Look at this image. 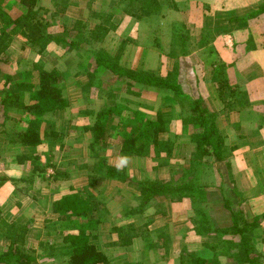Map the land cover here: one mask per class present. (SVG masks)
<instances>
[{
	"label": "crops",
	"instance_id": "0c3cea01",
	"mask_svg": "<svg viewBox=\"0 0 264 264\" xmlns=\"http://www.w3.org/2000/svg\"><path fill=\"white\" fill-rule=\"evenodd\" d=\"M153 3L160 6L159 22L166 33L154 39L157 43L154 45L161 48L158 57L163 65L145 69L163 72V75H169L174 69H178L180 74L183 72L184 76L177 81L185 98L188 95L191 99H200L216 114L217 128L226 137L228 156L222 161L212 162L210 173L200 178V185L206 192L211 190L218 194L214 199H208V191L203 198L209 223L195 225L198 202L190 198L181 201L167 199L163 208L155 210V215L148 216L145 223L137 220L147 216L151 208L143 215L130 214L131 217H127L124 211L128 205L133 206L130 201L131 204L127 202L120 207L122 218L119 220L128 221L119 228L105 219L95 232L96 243L111 264H182V255L203 256L206 251L216 256L218 264H264V13L252 16L264 0H156ZM149 12L151 15L146 20L156 19L159 15ZM174 25L187 30L182 34L186 43H175L183 48L182 54L181 48L171 52L175 42ZM9 88L19 92L16 85L12 87L10 84ZM65 95L70 105L60 112L47 113L44 118H60L62 126L70 129L73 102ZM180 98H165L162 103L170 111L177 107L174 103L190 104L188 100L180 102ZM25 104H33L30 95L26 94ZM184 110L186 119L191 113L189 106ZM25 116L23 112H10L5 117L6 122L0 123V221H15L30 227L26 248L35 250L37 259L33 264H68L65 259L69 256L64 257L63 254L70 249L62 245V238L68 231L58 222L53 205L74 192L73 187L67 192L59 185L71 182L75 185V173L66 175L60 183L50 174L52 167L48 163L57 152L54 151L59 141L57 133L51 134L53 141L42 134L43 141L39 146L18 140L22 131H17L16 126L27 119ZM6 124L11 126L9 130H6ZM184 124L183 132L191 136L195 128L187 119ZM23 156L31 159L20 162ZM108 165L122 169L121 163L109 162ZM215 167H220V170ZM42 168L47 169L42 171ZM81 182L82 186L77 190H87L86 180L83 178ZM54 184L57 187L52 189ZM125 195L123 193L116 199ZM130 195L137 202L140 191ZM107 196L104 194L99 198L104 208V213H101L105 216L111 213L110 208L107 210ZM229 199L232 208L227 203ZM237 200L238 204L241 203L238 209L234 202ZM237 211L248 223L260 219L254 227H247V232L252 234L249 254L236 245L240 242V236L235 234L233 227ZM157 218L163 221L160 227L154 226ZM128 226L141 235H128ZM123 228L124 234L118 232ZM9 244L0 228V252L5 251ZM51 247L61 250L62 256L48 255Z\"/></svg>",
	"mask_w": 264,
	"mask_h": 264
},
{
	"label": "trees",
	"instance_id": "16d2710c",
	"mask_svg": "<svg viewBox=\"0 0 264 264\" xmlns=\"http://www.w3.org/2000/svg\"><path fill=\"white\" fill-rule=\"evenodd\" d=\"M154 1L156 0H120V4L126 2L130 11L126 9L124 12L132 13L133 16L140 9L141 11L144 10L145 12L143 13L145 14H138L141 18L142 16H149L150 12L148 9L158 13L160 6L157 3L152 4ZM18 2L23 6L24 11L14 18L8 12V8H10L9 0H0V61L8 55L17 35H22L27 40L28 46L34 49L38 48L39 52L46 50L52 43L78 46L76 42L68 39L66 34L55 36L46 31L45 23L37 17V0H18ZM263 13L264 4L252 16ZM113 28H115L114 24L109 29H104V33H100L101 35L99 36L98 33L101 31V26H96L94 30L90 31V35L100 42ZM80 29L78 33L76 32L77 34L74 33V36L80 35ZM180 32L181 30L178 29V26L177 28L175 27V39L183 45L186 43V40H184L186 38L185 36L183 37V32ZM23 48H26V46ZM94 55L93 63L96 69L93 73H89L88 76L93 78L97 73L104 72L109 76L111 82L124 83L127 80H132L136 84L149 89L153 88L163 92L165 90L170 94L167 98H171V100L178 97H181L180 102L188 100L190 104L185 105L183 103V105L189 106L191 112L190 116H187V122L191 123L195 128L190 137L191 141L195 143L198 155L193 157L185 166L181 178L177 181H166L165 179L156 178L154 180L146 179L136 182L135 184L140 185L141 188L140 196L137 200L138 204L136 206L128 205L124 211V213H127L126 216L131 217L132 214L143 215L152 207L153 201L162 198L172 201L190 198L198 202L197 216L194 219L195 225L204 226L209 223L202 204L207 192L205 191V187L200 185V178L208 172L205 169L210 168V166L208 162L204 164V161L200 157L202 156L203 158L210 155L214 160L222 161L228 156L225 149L226 137L217 128L216 114L211 112L209 107L200 99H191L188 95L185 98L186 96L176 79L177 76L174 79H170V76L159 77L144 72L137 74L133 71H128L116 62L109 52L103 49ZM61 76L62 74L55 68L51 70L44 69L34 79L28 77L27 79L14 81L12 76L0 70L1 114L6 117L10 112H23V114L27 113L30 117L31 115H35L40 118L29 120L27 126L22 129L19 135L16 132L18 140L30 146H39L43 141L41 139L42 134H44V138L51 141L54 140L53 136H51L54 132L46 130L43 133L41 126L44 121L47 122L44 118L45 114L60 112L70 105V101L65 95V90L60 84ZM10 84H15L19 88V92H13L8 87ZM26 89L30 91V100L33 102L31 106L25 104ZM161 110L157 112L155 118L143 117L139 111H129V115L124 117L125 109L112 106L100 111L96 116L95 123L85 127V130L92 133L93 148L99 145L103 150H107L110 147V139L113 136V132L117 131V134L122 139V156H144L153 152V158H159L163 155L169 157L174 151L175 134L171 130L169 120L165 118ZM11 132L14 133V130ZM57 139L60 142L62 141V137ZM60 146H63L62 142ZM28 158L31 159V157L26 156L20 157V162L28 160ZM48 165L54 170L53 178L55 177V181L60 183L63 178H66L65 174L60 173L58 164H52V160H50ZM46 169L42 168L41 170L44 171ZM36 170L39 169L36 168ZM96 171L101 172V174H104L110 180L118 181L121 184L127 182L133 184L131 181H128L129 177L124 174V171L108 165L105 160L98 163ZM96 179L90 183V186L96 185ZM86 191L80 190L67 194L53 205L54 213L57 214V220L68 231L62 238V245L68 247L70 250L68 253H64L66 255L63 254V256H69V259H65L68 264H111L109 257L97 245L95 237L96 230L105 221L102 214L104 213V208H102L103 203L99 200V196L86 193ZM227 203L232 208L233 205L230 199ZM157 206L158 210L159 208H163L161 204ZM259 221L260 219L256 218L252 223H248L238 211L233 218L235 234L240 236V242L236 243V245L238 244L237 246L242 248L247 254L250 253L249 246L252 236L251 232H247V227H254ZM0 228L4 232V237L10 242L8 248L0 252V264H33L37 259L34 255L35 250L26 248L30 227L15 221L7 222L1 220ZM128 228L130 229H128V235L132 234L133 237L141 235V233L136 234L137 231L135 229L129 226ZM124 230L125 228L123 230L119 229L118 232L120 231L124 234ZM225 246L228 247L227 244ZM62 253L61 250H53L51 247L48 255L60 257ZM181 259L182 264H218L216 256L212 259L200 254L197 256L182 255Z\"/></svg>",
	"mask_w": 264,
	"mask_h": 264
},
{
	"label": "rangeland",
	"instance_id": "374dc122",
	"mask_svg": "<svg viewBox=\"0 0 264 264\" xmlns=\"http://www.w3.org/2000/svg\"><path fill=\"white\" fill-rule=\"evenodd\" d=\"M9 5L8 12L14 18L24 11L18 0H9ZM126 9L130 11L126 2L120 4V0H37V17L45 23L46 31L55 36L66 34L67 38L76 42L78 46L52 43L46 50L39 52L38 48L29 47L27 40L22 35H17L8 55L0 61V69H3L7 75L12 76L14 81L27 79L28 77L34 79L44 69L51 70L55 68L62 74L60 84L73 102L71 113V117H73V121L71 120L72 128L69 129L62 126L63 121L60 118L46 120L47 122L44 121L41 126L43 133L46 130L54 131V133H57L58 138L62 137L63 146L60 147V141L56 143L57 150L54 149V151L57 152L53 154L52 164L59 165L58 168L61 174L70 176L71 172L75 173L77 181L75 185L70 181L73 184L63 183L64 185L59 186L67 192L73 187L72 190L76 192L82 186L81 180L84 178L88 188L86 193L96 194L99 197L104 196V194L108 195L107 210L110 208L111 213L107 214V216L104 215V218L112 221V224L117 226L128 221V219H125L124 222L119 220L122 218L120 207H124L123 204L125 205L127 202L129 204L132 203L133 206L138 204V202L132 200L130 195L135 192L138 194L141 189L140 185L137 186L135 184L136 182L152 178L177 181L183 175L184 168L188 162L198 155L196 146L191 141L190 134L183 132L185 131L184 125H186L184 123L187 119H184L183 112H185L184 109H188V106L182 103H174L177 107H175V110L170 111L162 103L167 98L166 92L146 88L132 80H127L124 83L111 82L109 76L104 72L97 73L93 78L88 76L89 73H93L96 69L93 63L94 54L101 49L106 52L110 51L115 61L123 68L137 74L144 72L159 77L170 76V79H174L176 76V79H182L184 76L183 72L181 74L178 72V69H174L169 75H163L165 73L162 71H160L162 73H154L145 69L148 67L154 68V66L162 67L163 65L162 59L158 57L161 48L159 45H154V43L157 44L154 42L156 37L161 38L166 34L162 29L163 25L159 22L161 13L158 12L159 15L156 19L146 20L148 19L147 16L140 18V15H138L145 12L144 10L141 11L140 9L138 13L135 10L134 12L137 13V16H133L132 13H125L124 10ZM149 11L153 10L149 9ZM112 24L115 25V28L109 31L102 41L98 42L97 39L90 35V31L94 30L96 26H101V31L98 33L100 36V33H104V29H109ZM174 26L177 28V25ZM175 27H173L174 30ZM79 28H81L80 35L74 36V33L79 32ZM178 29L183 33L187 31L179 26ZM175 35L174 33L175 42H173L174 48H171V52L182 49L181 46L175 44L177 42ZM24 46L26 48H23ZM181 49L179 50L180 52ZM165 51L168 50L166 49ZM11 86L13 87L15 84H11ZM25 91L29 96L30 91L28 89ZM112 106L125 109L124 117L129 115V111H139L143 117L155 118L157 112L162 109L163 115L169 120L173 133L178 132L174 137L173 154L169 157L163 155L159 158H153V152L144 156H122L120 152L122 139L117 134V131L113 132V136L110 139V147L107 150H103L99 145L93 148L92 133L87 132L85 127L95 123L96 116L100 111ZM178 111L182 112V114H179ZM176 112L177 114H175ZM25 117L27 119L25 118L19 124L20 127L16 126L17 131H22L29 120L40 119L39 116L35 115L30 117L27 113ZM3 121L6 122L5 116L0 112V123ZM10 127L9 124H6V130H9ZM63 133L68 136H62ZM122 157H127V162L122 165L121 170L129 177L128 181L133 184L111 182L104 174L96 171L100 161L105 160L106 163L116 164L121 163ZM203 158L202 156L200 157L204 164L208 162L210 167L213 166L212 162H216L210 155ZM215 168L219 169L220 167ZM52 170L50 169V174L54 175V170ZM205 170L208 172L204 176H207L211 168H206ZM103 177L107 178V180H104ZM94 179L100 181V183L90 186ZM55 187H57L56 184L52 186V189ZM208 191L210 195L208 199H214L218 195L214 191ZM123 193L126 194L123 198L116 199ZM234 202L236 203V209H238L241 203L238 204V200ZM164 203H166L164 198L153 201L151 212L148 211L147 216L144 215L145 217H139L138 220H134L139 221V223H145L149 219L148 216L155 215V210H158L157 205H164ZM162 222L157 218L154 226L160 227ZM204 255L209 258L213 257L209 251L204 252Z\"/></svg>",
	"mask_w": 264,
	"mask_h": 264
},
{
	"label": "clouds",
	"instance_id": "9594fccd",
	"mask_svg": "<svg viewBox=\"0 0 264 264\" xmlns=\"http://www.w3.org/2000/svg\"><path fill=\"white\" fill-rule=\"evenodd\" d=\"M127 162V157H122L121 158V165Z\"/></svg>",
	"mask_w": 264,
	"mask_h": 264
}]
</instances>
